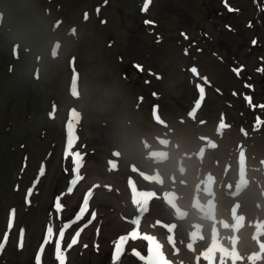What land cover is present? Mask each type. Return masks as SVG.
<instances>
[{
  "label": "rangeland",
  "instance_id": "obj_1",
  "mask_svg": "<svg viewBox=\"0 0 264 264\" xmlns=\"http://www.w3.org/2000/svg\"><path fill=\"white\" fill-rule=\"evenodd\" d=\"M61 1L63 2L62 9L56 8V5L49 6L51 13L48 20L45 19L44 21L42 17L44 18V14L47 15L48 9L47 6H44V3L33 7L32 13H28V0H0V9L4 13V23L0 28V35L4 32L3 39H7L0 42V94L3 96L0 110L6 116L5 121L2 124L0 123V235L3 231L2 227L5 224V214L10 205L16 204L22 206L24 182L19 185V191L16 192L15 189H17L18 185L17 173L19 174L20 164L24 166V160H21L23 155L28 153L30 157L29 170H31L35 165L38 166L39 161L37 160L44 157L43 152L47 147V142L50 139L59 141L62 139V119L65 116V105L68 103L66 98L67 77L70 73L68 62L72 59L73 54L76 53L78 55V67L85 74L83 80H87L84 84V96L79 101L80 106L86 111L85 128L83 130L84 137L86 136L92 142L94 137H98L95 124V120H99L98 108L103 109L102 113L109 111L108 117L112 120V129L123 136L124 124L122 121L126 117H132L134 114L130 106L132 97H125L123 103L125 104L124 110L121 111L123 108L121 110L119 108L118 110H114L115 106L112 103V99H103L101 94L106 91L107 94L116 95L113 92H117V95H122L118 90V86L121 85L116 75L117 70H120L122 66L118 65L112 57L115 58V54L120 51L123 53L126 62H128L132 58H139V55L134 51L142 53L145 50L152 49V45L149 44L152 43L151 38L144 34L146 31H149L151 26L148 25L146 27L144 25L146 23H143V20H150L153 14L156 18L160 17L158 19L161 22L160 27L167 25L168 30L171 28V35L177 36L180 14L188 12L192 18L193 15L195 17L198 15L197 18L191 21L198 23L203 20L201 17L207 10L206 6L208 2L214 4L212 0H173L176 6L179 7L177 13H166L163 10H156L153 13V11H142L140 9V12L143 13L140 14L137 5H139L141 0L138 2L137 0H111L112 3L102 9L104 19L101 23L100 18L95 14H91V18L82 23L80 21L81 10L84 7L91 9L92 4L99 0H93L90 6H87V3L82 2V0H79V2H76L77 0ZM236 1L238 3L249 0ZM157 3H159V0H157ZM23 14L26 16L23 17ZM61 17L67 25L66 29L64 26L56 37V32L52 33V23ZM246 19V15L231 16L229 21L235 22V25H238L240 23L244 24ZM70 21L80 24L78 31L81 34V42L73 40L65 41L66 39L68 40L66 33ZM9 28L14 29L13 36L6 35ZM22 30L25 31L24 34H22ZM48 30L50 35H54V39L60 42L59 56L57 58L49 52L48 38L44 40ZM131 38H133V43L139 41L137 46L140 50L130 45L132 43ZM105 39H115L116 44L111 49L110 56L106 60L101 61L103 57L99 55V50ZM18 42L20 43V58L14 59L13 48L15 45H18ZM142 42L146 44L144 48L141 46ZM173 45H163L160 50L153 49L158 59L169 64L171 68L177 65L179 67L183 62L178 47L174 45V49ZM27 48L30 50L27 51ZM39 54L42 55L40 63L36 60V56ZM93 58H99L100 68L105 70V74L109 80V82L100 84V79H98L96 88L88 82L87 77L90 72L87 67L88 61H91ZM39 64L41 66V78L38 80L34 78V71ZM209 64L211 66L203 65L209 72L211 68L217 69L216 63L211 59L209 60ZM11 65H13V69H11ZM173 75L175 77H172V84L175 80L180 79L177 74ZM222 75H224L223 71ZM181 92L182 89L176 96L182 97ZM168 96L171 97L170 93ZM56 98L59 99L61 108L57 112V118L50 120L46 115V107L48 106V102L51 103V99ZM58 113H60L59 117L62 119H59ZM138 115L147 120L145 109H142ZM7 120H10L11 124L9 125V129L5 130L4 124L7 125ZM137 126L138 124L133 126V129H136V131ZM45 128L48 138L45 141H41L39 140V136L41 130ZM191 133L192 131L185 132L184 135L180 136L182 141L190 138ZM58 149L60 150V146L54 152L52 159H50L49 192H51L54 183L60 180ZM97 158L98 156L95 158L96 162ZM88 170H90L89 167ZM29 173L31 172L29 171ZM46 185L45 183L38 197H35V195L32 197L34 203L29 208V211L26 214H22V220L29 227L27 244L30 249H33L32 245L40 238V231H42L45 221L44 213L47 206L45 198L49 196L48 193L45 197ZM113 229L114 227H111L108 230ZM30 249L17 253L12 244L1 257L0 262L2 264H30L33 252ZM5 261L7 263H3Z\"/></svg>",
  "mask_w": 264,
  "mask_h": 264
},
{
  "label": "snow or ice",
  "instance_id": "obj_2",
  "mask_svg": "<svg viewBox=\"0 0 264 264\" xmlns=\"http://www.w3.org/2000/svg\"><path fill=\"white\" fill-rule=\"evenodd\" d=\"M150 2H151V0H145V3H144L143 8H142V11H147ZM97 11H99V9H97ZM229 11H232V9L229 8ZM85 19H87V14H85ZM145 23L146 24H150V23H153V22H151V21H145ZM255 43L256 42L253 41V44H255ZM185 53L187 54V49L185 50ZM140 70H142V69H140ZM261 70L264 71V69H261ZM189 71H191L194 75L199 76L198 69L195 66H191L190 69H189ZM235 71L237 72V75H239V70H235ZM203 79L205 80V82H207V78L206 77L203 78ZM197 87H198V90H199V93H200L199 99L197 101V106H199V104L203 102V99H204V91L205 90H204V87L202 85H197ZM248 87H250V86H248ZM245 99L247 100V102L249 104H251V97H245ZM260 107H264V105H261ZM257 119H259V117H257ZM68 127L71 128V124H69ZM41 173H43V169H41ZM80 179H81V177L77 174L75 176V178L73 179V181H72V185L74 186L76 184V182L78 180H80ZM72 190L73 189H72L71 186L67 189V191L69 193H71ZM28 194L31 195V189L29 190V193ZM91 194H92L91 191H89L88 197H90ZM84 207H87V197L85 198V201H84ZM56 208L58 210L61 208V205H60L59 201L56 203ZM82 214H83V212H81V215ZM77 219H79V216L77 217ZM132 222L134 224H138V221L137 220H134ZM10 227H11V225H10ZM52 231L53 230L50 227L47 229V233H48V236L49 237L51 236ZM59 235L62 238L63 235H64V231L61 230L59 232ZM75 235H76V237H78L79 236V231L76 232ZM138 236H139V233L137 231H133L129 235L121 237L119 243L115 247V258L116 259L119 258V255L121 253V245L124 242H126L128 239H136V238H138ZM22 238H23V230L21 232V245H20L21 247H22ZM143 239L149 240L150 238L148 236H144ZM5 240H6V237H5ZM76 243H77V239L76 238H73L71 240V243L68 244V248H71ZM2 247H3V245L0 244V249H2ZM55 253H56V259L59 262V264H65V257H64V254L60 250V244L59 243H57L55 245ZM42 254H43V246L41 247V249L39 250L38 254L35 257V264H41V256H42ZM134 254L136 256L140 257L141 260H144L145 259V257L144 256H141V254L139 252H135ZM148 264H152V261H148Z\"/></svg>",
  "mask_w": 264,
  "mask_h": 264
}]
</instances>
